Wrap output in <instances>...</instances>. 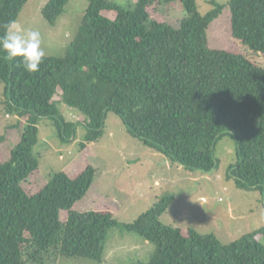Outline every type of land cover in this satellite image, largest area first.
Segmentation results:
<instances>
[{
    "label": "trees",
    "instance_id": "16d2710c",
    "mask_svg": "<svg viewBox=\"0 0 264 264\" xmlns=\"http://www.w3.org/2000/svg\"><path fill=\"white\" fill-rule=\"evenodd\" d=\"M27 1L0 0V35ZM68 1L45 3L41 13L49 25ZM163 2L137 0L127 9L111 0H88L66 54L45 56L35 73L0 49L5 112L27 124L10 159L0 156V264H24L26 245L35 248L33 258L53 249L62 258L101 263L108 232L119 226L110 207L73 210L94 180L91 165L73 177L59 171L41 183L39 156L32 151L38 120H51L63 142L76 131L77 123L60 114L57 102L83 117L80 152L102 136L109 111L131 137L188 170H212L216 141L230 137L237 161L228 177L238 189L258 191L264 207V66L240 50L264 53V0L211 1L204 15L196 0H180L186 16L178 28L155 16ZM224 10L232 43L212 48L208 30ZM172 199L168 194L120 225L154 245L147 264H264V227L225 245L213 233L163 224L159 218Z\"/></svg>",
    "mask_w": 264,
    "mask_h": 264
},
{
    "label": "rangeland",
    "instance_id": "374dc122",
    "mask_svg": "<svg viewBox=\"0 0 264 264\" xmlns=\"http://www.w3.org/2000/svg\"><path fill=\"white\" fill-rule=\"evenodd\" d=\"M47 1L28 0L16 21L27 30L41 33L46 56L63 57L77 34L88 0H69L54 26L49 25L41 13ZM111 1L127 9H133L137 2ZM211 1L225 4L228 0H196L201 15L212 8ZM104 14L114 17L113 13ZM155 16L170 27L178 28L186 12L180 0H172L158 5ZM228 19L229 14L224 10L210 26L207 34L210 47H230ZM240 50L254 63L264 66V53H254L242 46ZM58 99L56 95L54 100ZM57 109L67 121L77 123L76 131L71 141L63 142L51 120H38L37 143L32 151L39 156L41 183L50 181L59 171L73 177L86 165H91L95 170L94 180L87 194L73 205V210L86 212L110 207L119 226L108 232L105 257L101 263L83 258H62L53 249L33 258L35 248L26 245L23 249L24 264H147L154 245L136 234L125 232L120 225L133 222L168 194H172L173 199L159 218L165 225L193 228L202 234L213 233L225 245L264 227L260 193L238 189L233 179L228 177L229 168L237 161L236 144L230 137L224 136L216 141L213 148L215 167L212 170H188L131 137L112 111L107 112L104 118L102 136L80 152L79 143L86 134L83 117L60 102H57ZM26 125L24 118L6 114L3 85L0 84V156L3 160L10 159ZM261 243L264 244V240Z\"/></svg>",
    "mask_w": 264,
    "mask_h": 264
},
{
    "label": "clouds",
    "instance_id": "9594fccd",
    "mask_svg": "<svg viewBox=\"0 0 264 264\" xmlns=\"http://www.w3.org/2000/svg\"><path fill=\"white\" fill-rule=\"evenodd\" d=\"M0 49L9 59L20 57V64L29 73L38 72L46 56L41 33L27 30L15 20L5 25L3 35H0Z\"/></svg>",
    "mask_w": 264,
    "mask_h": 264
}]
</instances>
